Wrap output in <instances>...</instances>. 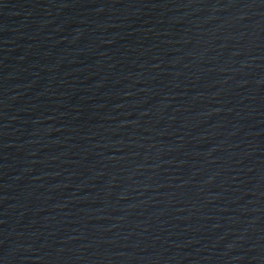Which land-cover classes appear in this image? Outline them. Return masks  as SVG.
Segmentation results:
<instances>
[{
	"label": "water",
	"instance_id": "obj_1",
	"mask_svg": "<svg viewBox=\"0 0 264 264\" xmlns=\"http://www.w3.org/2000/svg\"><path fill=\"white\" fill-rule=\"evenodd\" d=\"M0 264H264V0H0Z\"/></svg>",
	"mask_w": 264,
	"mask_h": 264
}]
</instances>
